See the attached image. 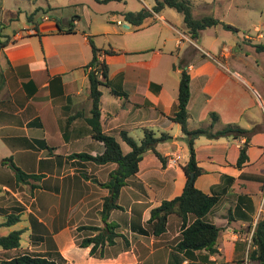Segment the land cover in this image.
I'll return each instance as SVG.
<instances>
[{"label":"crops","instance_id":"0c3cea01","mask_svg":"<svg viewBox=\"0 0 264 264\" xmlns=\"http://www.w3.org/2000/svg\"><path fill=\"white\" fill-rule=\"evenodd\" d=\"M45 1L60 8L81 7L73 13L79 16L73 21L74 32H59L57 20L48 13L39 16L36 25L28 22L23 31L14 30L12 35H7L3 27L4 39L8 41L0 48V160L10 157L22 171L35 177L28 183H17L13 170L0 162V224L8 214L14 213L19 220L5 227L9 232L21 230L17 248L0 246V262L25 252L46 256L58 253L65 264L246 262L250 237L255 223L261 219L262 209L255 212L256 194L242 189L230 191L239 178L261 181L264 190V176L245 172L251 149L258 145L252 139L245 143V137L199 136L193 141L197 165L203 169L194 185L206 194L219 196V201L203 218L221 227L215 244L217 252L177 249L180 219L175 214L169 215L166 230L159 236L135 231L138 226L147 229L150 210L163 199L178 195L186 181L183 166L188 161L189 150L182 155L183 147L176 144L175 135L184 139L182 132L170 135L174 127L180 129L171 119L176 110L180 76L176 61L186 64L190 76L188 128L208 126L211 112L221 119L223 107L229 118L227 123L241 126V116L252 105L242 103L239 87L253 93L251 103L264 112V94L256 86L255 69L244 62L246 54L235 53L233 47L223 43L218 56H212L196 39L190 38L181 14L176 16L167 10L169 7L154 13L153 18L138 28L119 14L143 7L151 10L154 0H136L131 8L129 0L119 1L126 7L107 9L111 14L118 13L119 19L102 13L100 7L106 3L67 0L63 5L60 0ZM202 1L200 4L208 5L216 0ZM15 2V8L25 16L36 6L43 7L40 0H27L28 5ZM3 11L4 0H0V12ZM82 17L87 18L85 27L80 25ZM68 21L64 19L65 24ZM88 35L96 47L115 51L98 56L108 65V84L99 86L103 132L113 135L126 153L130 149L122 148L125 142L119 136L121 130L140 140L145 129L151 130L155 137H161L156 149L165 157L163 165L154 153L143 154L138 171L120 189L121 208L111 210L107 219L116 225L118 235L112 244L97 247L93 255L89 254L90 246L80 247L77 243L90 235V231L77 227L103 225L99 211L107 189L94 179L106 181L116 163L97 164L70 157L74 153L97 155L104 149L92 137L86 122L91 108L85 68L92 57ZM259 38L261 34L257 35ZM238 47L241 51V46ZM258 126L260 130L263 127ZM229 137L236 151L234 158L229 162L214 159L210 154H226ZM243 145L248 159L236 167L237 151ZM202 150L209 155L199 158L198 152Z\"/></svg>","mask_w":264,"mask_h":264},{"label":"trees","instance_id":"16d2710c","mask_svg":"<svg viewBox=\"0 0 264 264\" xmlns=\"http://www.w3.org/2000/svg\"><path fill=\"white\" fill-rule=\"evenodd\" d=\"M92 1L105 4L112 0ZM165 7L173 8L181 14L184 28L192 39H197L199 33L205 28L216 25H222L225 29L230 31H238L235 26L225 23L212 15L207 14L197 18L194 17L192 13V0H154L151 10L143 7L137 11H121L119 14L134 28H138L149 19L153 18L154 13H158ZM51 9L53 8L50 6L46 8L36 6L31 12L26 14V20L36 25L37 18L43 14H47ZM77 18H79L78 15H73L69 19L66 27L60 26L57 22L58 31L66 33L74 32L75 26L73 21ZM88 39L91 46L92 57L85 68L88 69L87 79L91 108L90 115L86 118V122L90 126L92 137L100 141L104 149L101 154L97 155L74 153L71 154L70 157H79L80 159L90 160L97 164L116 163V167L109 172L106 181L98 182L94 179V182L100 187L107 189V195L102 197L101 209L99 211L103 225H84L77 227L78 230L86 229L90 231V235L84 236L77 243L80 247L90 246L89 254L93 255L97 247H101L105 244H112L115 237L118 235L115 232L116 225L108 222L107 219L111 210L121 208L118 204L120 189L125 184L126 179L138 171V163L142 159L143 154L147 151H151L163 165L165 163V157L156 149V144L161 137H155L151 130L145 129L143 137L139 142L129 136L124 130H121L119 136L130 148L126 153L122 152L119 142L113 135L103 132L100 123L101 110L99 99L101 91L99 86L108 84V65L104 61L99 60L98 56L101 53L114 54L115 51L110 48H98L95 46L91 36L88 35ZM7 41V39L4 41L0 40V48L4 46ZM249 45L255 52H264V41L257 43L250 42ZM176 67L180 69V76L176 110L171 119L179 124L189 150L188 161L183 166L186 181L182 191L178 195L169 199H163L158 206L150 210V215L147 219V229L138 226L135 231L141 234L150 232L154 236H159L166 230L169 215L175 214L180 219V238L176 246L177 249L186 252L205 249L208 253H215L217 252L215 244L221 227L207 222L203 218L219 201V196L206 194L194 185L195 178L203 173V169L197 165L193 141L199 136H205L207 138L232 136L233 138L245 137V143H247L249 131L232 124H226L221 129L213 130V124L218 120V116L215 112L209 114L211 123L208 126L189 129L187 126V103L190 97V76L186 69V64H181L179 61ZM113 93L117 92L113 90ZM247 159L246 147L243 145L239 149V154L235 163L236 167H241ZM0 162L8 165L13 170L17 183L25 184L28 183L31 178L35 177L33 174L22 171L12 162L10 157L2 158ZM191 174H193L192 177ZM229 178L232 179V177ZM18 220V215L10 213L0 225L10 226ZM20 234L21 230H13L6 235H0V246L3 249L17 248L19 246ZM0 264H65V260L58 253H48L46 256L44 254L25 252L15 255L8 261H1ZM246 264H264V218L257 220L253 228Z\"/></svg>","mask_w":264,"mask_h":264},{"label":"rangeland","instance_id":"374dc122","mask_svg":"<svg viewBox=\"0 0 264 264\" xmlns=\"http://www.w3.org/2000/svg\"><path fill=\"white\" fill-rule=\"evenodd\" d=\"M20 2H23V4H27V0H18ZM62 4L64 5L67 0H60ZM45 0H40L41 5L43 8H46L47 6L52 7L48 14L52 16L51 19L57 20V22L60 25L66 26L64 19H70L76 11H79L81 7H59L60 5H47L45 3ZM123 2V0H122ZM130 4L128 5L129 8L133 7V2H137L136 0H129ZM203 2L202 0H192V13L194 17H201L202 15H212L219 20L231 24L235 26L238 31H230L225 29L222 25H216L212 27L205 28L202 30L196 41L197 43L203 47L204 49L208 50L212 56H218L219 51L223 45V43L226 46L233 47V52H242L246 54V58L244 59V62L247 63V65L253 66V69H255V72L257 74L258 82L256 83V86L258 88V91L264 94V52H255L250 45H248L250 42L257 43V42H263L264 41V0H216L215 2H209V4H200ZM21 4L23 7L24 5ZM80 6V5H79ZM116 6L126 7L124 3H119V1H109L105 5H102L100 7L102 13H105L107 15L108 13L111 14L107 9L115 8ZM16 7L15 0H4V11L1 13L2 16L0 17V38L2 41L6 40L4 39L5 34H3V27L4 32L7 35H12L14 30L17 31H23L22 27L24 25L28 24V21L26 20L25 13L18 12ZM170 12L175 14L176 16H180V14L175 11L173 8H167ZM133 11V10H131ZM114 16L115 19H119L120 16L116 12H113L111 14ZM39 18V17H38ZM85 19L86 17H82L80 25L81 27H85ZM111 24H113L111 22ZM255 27H258L259 29L256 30ZM261 34L262 38L257 39V35ZM244 35H247L249 37H244ZM100 38V37H98ZM100 40V39H98ZM241 46V51H238L240 48L238 46ZM252 60L256 61L253 62ZM178 61H176V65H178ZM250 70V69H249ZM252 71V70H251ZM243 76V75H242ZM238 93H240V97L243 98V104L246 106L252 105L251 110L248 112L246 110V114L244 116H241L240 118V125L238 127L246 128L249 133L248 139H252V141L256 142L258 145L251 149L250 156H249V165L246 167V173H252L255 175H262L264 176V112L262 109H258L254 107V104L250 101V96L253 95L250 91L247 89H244L243 87H239ZM219 105V104H217ZM223 107V106H221ZM224 107L220 108L221 111V119L219 118L216 122L213 124L214 129H221L224 127L229 121V118L224 113ZM254 116V117H253ZM253 120H256L253 122ZM260 124V127L258 126ZM236 125V124H232ZM203 127V126H202ZM178 131V132H176ZM180 134V129L176 126L174 127L172 133L173 134ZM176 136V144L180 147H183V152L181 154H185L188 152V146L185 141V139H181ZM138 142L140 139L135 138ZM229 142L230 148L226 150L225 153H213L210 154L213 156L214 159H222L223 161H231L235 155V149H234V143H232V139L229 137L227 138ZM101 148H103V145H101ZM98 148V149H101ZM122 148L124 151H128L130 148L125 144L122 143ZM187 151V152H186ZM211 151V150H209ZM208 151V152H209ZM239 154V152L237 151ZM148 154L151 155V151H148ZM207 155H209L206 151L202 150L201 152H198L199 158H204ZM185 159V155H184ZM238 189H242V191L245 192H252L253 194H256L257 196L254 197L255 204L254 209L255 212L262 209L260 212L259 218L264 217V190H263V183L261 181H255L250 180L246 178H239L236 183L233 185V188L231 189L230 193L237 192ZM100 215V214H99ZM1 219V217H0ZM9 233L8 227H0V235H6ZM22 242H24V239H22ZM238 264H246L245 261L241 262L239 261Z\"/></svg>","mask_w":264,"mask_h":264},{"label":"water","instance_id":"95a60500","mask_svg":"<svg viewBox=\"0 0 264 264\" xmlns=\"http://www.w3.org/2000/svg\"><path fill=\"white\" fill-rule=\"evenodd\" d=\"M124 26H125V27H128V24L125 23ZM192 176H193V174H191V177H192Z\"/></svg>","mask_w":264,"mask_h":264}]
</instances>
